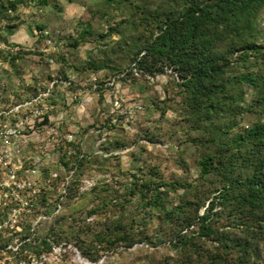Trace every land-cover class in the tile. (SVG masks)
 <instances>
[{
    "label": "trees",
    "instance_id": "16d2710c",
    "mask_svg": "<svg viewBox=\"0 0 264 264\" xmlns=\"http://www.w3.org/2000/svg\"><path fill=\"white\" fill-rule=\"evenodd\" d=\"M49 1L39 0L43 5ZM110 1L116 2L117 8L129 3V16L114 21L108 29V32L123 33L126 58L131 61L128 68L136 66L139 71L150 72L171 68L179 77L176 84L180 92L194 94L195 102L185 107L182 128H186L188 135L179 143L185 148L180 151L177 162L189 174L185 157L191 152L199 171L195 177L165 176L159 166L146 164L143 169L137 165L138 171L134 170L131 180L123 185L101 181L92 190L79 192L83 185L80 178L88 163L96 161L105 166L123 153L82 154L77 138L71 143L65 140L55 149L64 168L60 170L55 189L42 196L45 207L59 183L71 171L74 173L68 186L66 207L51 222H60L67 216L78 192L80 196L94 193L97 205L89 214L107 213L113 208L121 212L105 221L106 227L94 235V241L104 249L118 251L119 245L130 248L143 243L140 248L147 250V255L140 264H262L264 0H166L163 18L156 10L144 12L142 0ZM27 2L0 0V19L17 9L18 4ZM17 26L7 23L4 28L13 35ZM0 40L9 43L1 34ZM24 54L25 51H19L10 58L13 61ZM92 64L99 73L105 70L102 67H108L107 62ZM128 68L104 71L100 82ZM62 73L65 75L66 71ZM134 75L129 71L122 78L135 79ZM38 91L39 88L30 96ZM120 116L116 121L123 120L124 116ZM106 141L100 143L101 148L108 149ZM70 146L74 147L71 153ZM132 208L141 216L124 215ZM153 222L156 223L154 230H147ZM26 224L29 232L30 223ZM53 232L59 237L53 233L44 236L53 235L56 242H61V232ZM79 234L78 231V240L85 242ZM71 241L77 244L76 239ZM161 243H166L162 247L170 253L158 255L157 244ZM34 244V249H42ZM79 246L91 260L99 258L97 245L83 247L79 243ZM43 247L47 249L50 245L45 241Z\"/></svg>",
    "mask_w": 264,
    "mask_h": 264
},
{
    "label": "rangeland",
    "instance_id": "374dc122",
    "mask_svg": "<svg viewBox=\"0 0 264 264\" xmlns=\"http://www.w3.org/2000/svg\"><path fill=\"white\" fill-rule=\"evenodd\" d=\"M141 2L144 12L154 13L156 10L163 18L166 0ZM115 3L110 0H50L49 4L43 5L39 0H28L27 3L18 4L17 9L4 14L0 19V34L9 41L4 44L0 40V108L30 98L33 91L39 88V93L48 88L55 78L74 75L76 86L86 90L83 95H87L89 101L86 105L71 104L66 94L72 89L63 90V84H57L50 101L55 103L58 116L64 119V131L70 129L75 139L81 142L82 154L123 153L122 157H113L105 166L96 161L88 163L81 180L79 179L83 182L79 192L90 191L101 181L123 185L131 180L134 170L138 171L137 165L143 169L146 164L159 166L165 176L186 174L177 160L180 151L185 148L184 144L179 143L188 135L186 128H182L185 107L188 103L193 104L195 97L189 91L180 92V87L176 84L179 77L174 70L166 67L165 70L154 72L139 71L135 66L139 73L134 75L135 79L131 76H128V80L120 78L115 85L99 88L94 94L88 89L91 86V76L96 75L100 82L104 71H112L115 67L128 68L131 63L126 58L127 46L121 39L123 33L108 32L111 23L129 16L128 2L120 8ZM7 23L18 25L13 35H9L4 28ZM38 25L45 27L40 29ZM49 38L52 39L51 43L47 41ZM75 39L78 42H74ZM19 51H25V54L12 61L10 56ZM93 62H107L108 67H102L105 70L99 73L93 67ZM62 71H66V74ZM116 92L122 102L111 113ZM250 96L249 92L247 97ZM123 110L129 111L130 120L126 121V117H122L123 120L116 121ZM99 133H103L101 137ZM103 140H107L108 149L100 147ZM56 153L51 152L52 159L49 163L52 168L58 163ZM185 158L190 168V173L186 175L195 177L199 168L193 154L188 152ZM79 192L72 199L71 211L62 221L54 223L51 222L54 219H46L37 228L39 237L44 238L45 234L53 233L58 238L59 235L53 232L56 230L61 232V242H70L77 248V252L68 249L63 258L54 264H140L147 255V250L140 248L143 243H136L130 248L119 245L118 251H113L102 248L94 241L95 233L106 227L105 221L119 216L121 212H116L113 208L107 210V213L89 214L97 205L94 193L80 196ZM102 195L105 197V193L102 192ZM203 211L204 208L201 209ZM130 214L141 216L135 208L124 213L125 216ZM24 226V232L27 233V224L24 223ZM155 227L156 223L153 222L147 230L152 231ZM78 231L85 242L78 240ZM50 236L54 238L53 235ZM71 239H76L77 244ZM79 243L83 247L97 245L99 258L95 261L88 258L83 254ZM34 245L30 243L27 247L38 252L40 249H34ZM163 245L157 244L159 256L170 253ZM43 249L46 248L42 247Z\"/></svg>",
    "mask_w": 264,
    "mask_h": 264
},
{
    "label": "built area",
    "instance_id": "2783aa9c",
    "mask_svg": "<svg viewBox=\"0 0 264 264\" xmlns=\"http://www.w3.org/2000/svg\"><path fill=\"white\" fill-rule=\"evenodd\" d=\"M47 41L51 43L52 39ZM129 71L139 74L134 66L104 83L99 82L96 75L91 76L88 89L94 94L99 88L111 87ZM75 80L74 75L55 78L38 94L0 108V264H54L68 249L77 252L72 243L56 242L50 235L42 238L37 232L41 221L55 219L65 208L74 173L71 171L59 183L55 196L45 207L42 196L55 189L60 170L64 168L59 159L55 168L50 166L51 152L55 154L56 147L63 141L71 143L75 140L70 129L64 131V119L55 112L56 105L50 100L60 83L63 84L61 89H72L66 94L71 104H88L89 98L83 95L86 90L78 89ZM114 97L111 113L122 102L118 92ZM121 115L126 121L130 120L129 111L123 110ZM73 151L74 147L70 146L69 153ZM26 222L30 223L27 233L24 232ZM45 241L50 248L37 252L27 247L30 243L43 247Z\"/></svg>",
    "mask_w": 264,
    "mask_h": 264
},
{
    "label": "water",
    "instance_id": "95a60500",
    "mask_svg": "<svg viewBox=\"0 0 264 264\" xmlns=\"http://www.w3.org/2000/svg\"><path fill=\"white\" fill-rule=\"evenodd\" d=\"M89 261V260H88ZM89 262H91V261H89Z\"/></svg>",
    "mask_w": 264,
    "mask_h": 264
}]
</instances>
